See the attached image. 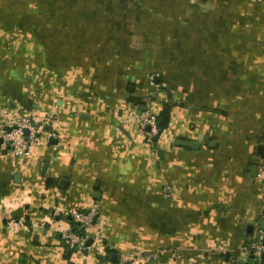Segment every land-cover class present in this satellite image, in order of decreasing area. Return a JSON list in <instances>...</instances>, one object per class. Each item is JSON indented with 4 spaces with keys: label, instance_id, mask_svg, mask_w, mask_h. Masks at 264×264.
Returning a JSON list of instances; mask_svg holds the SVG:
<instances>
[{
    "label": "crops",
    "instance_id": "obj_1",
    "mask_svg": "<svg viewBox=\"0 0 264 264\" xmlns=\"http://www.w3.org/2000/svg\"><path fill=\"white\" fill-rule=\"evenodd\" d=\"M140 105L170 107L157 146ZM49 115L57 140L0 147V264H240L264 221V0H0V123ZM70 209L98 212L82 251Z\"/></svg>",
    "mask_w": 264,
    "mask_h": 264
},
{
    "label": "built area",
    "instance_id": "obj_2",
    "mask_svg": "<svg viewBox=\"0 0 264 264\" xmlns=\"http://www.w3.org/2000/svg\"><path fill=\"white\" fill-rule=\"evenodd\" d=\"M57 121L56 115L45 117L41 124H37L30 116H23L7 123H0V147L12 150L17 155H27L31 147L44 134L49 140L58 139V132L53 125ZM160 118L149 111L140 115V129L147 142L154 145L153 138L159 133ZM29 134L25 135V130ZM2 140V142H1ZM68 215L74 224L62 235L63 242L72 251L87 249L90 232L95 227L98 212L96 209H70ZM23 224L24 221H19ZM235 260L240 264H264V228H260L253 237L247 238L238 246ZM150 259L151 256H146ZM127 264H137V258H131Z\"/></svg>",
    "mask_w": 264,
    "mask_h": 264
},
{
    "label": "water",
    "instance_id": "obj_3",
    "mask_svg": "<svg viewBox=\"0 0 264 264\" xmlns=\"http://www.w3.org/2000/svg\"><path fill=\"white\" fill-rule=\"evenodd\" d=\"M138 107L140 109L139 114H141L143 111H146L148 109L146 105H140ZM168 120H169V114H167V113L162 114V116L160 118V121H159V125L164 127V128H166L167 124H168ZM28 134H29V130L26 129L25 130V135L27 136ZM159 136L160 135L154 136V138H153L154 146L158 145ZM1 142H2V140H1ZM184 144L185 145H190L191 143L190 144L184 143ZM262 150H264V145L259 146V152L262 151ZM159 153L162 155L164 153V150L160 149ZM260 154L264 155V151L260 152ZM253 229H254V226L252 224H250L248 226L249 232L252 233ZM93 242H94V239L93 238H89V240L86 243V246H91ZM115 257L116 256L114 255L112 258L114 259Z\"/></svg>",
    "mask_w": 264,
    "mask_h": 264
},
{
    "label": "trees",
    "instance_id": "obj_4",
    "mask_svg": "<svg viewBox=\"0 0 264 264\" xmlns=\"http://www.w3.org/2000/svg\"><path fill=\"white\" fill-rule=\"evenodd\" d=\"M132 100H133L135 103H137V104L141 102L138 98H132ZM169 112H170V107H169L168 105H166V106H165V109H164V111H163L162 114H164V113H167V114H168ZM164 129H165L164 127L160 126V127H159V133H158V135H160ZM261 228H264V221H263L262 224H261Z\"/></svg>",
    "mask_w": 264,
    "mask_h": 264
}]
</instances>
